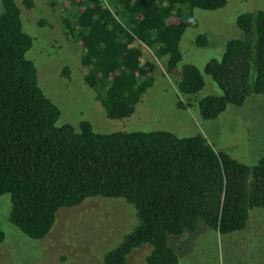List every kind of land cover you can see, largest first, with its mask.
Masks as SVG:
<instances>
[{"label":"trees","instance_id":"trees-1","mask_svg":"<svg viewBox=\"0 0 264 264\" xmlns=\"http://www.w3.org/2000/svg\"><path fill=\"white\" fill-rule=\"evenodd\" d=\"M226 0H49L65 36L76 42L83 83L109 119L129 116L153 81L155 62L140 61L137 44L152 49L164 68L180 60L178 42L196 26L193 8L213 10ZM15 0H0V196L8 195L7 221L31 239L43 238L56 211L87 197L121 198L137 224L99 264H125L145 244L144 264H178L167 236L193 231L198 222L219 235L241 230L250 209L264 208V156L247 166L214 151L196 132L167 130L99 133L86 121L57 124L59 109L37 85L25 52L32 38L22 30ZM26 9L32 0H18ZM241 38L225 42L219 60L203 72L221 91L197 101L202 118H215L248 94L264 95V11L241 13ZM198 45L205 43L197 35ZM63 74H67L66 69ZM203 85L199 70L181 65L176 92ZM189 100L177 99V108ZM4 238L0 230V243Z\"/></svg>","mask_w":264,"mask_h":264},{"label":"rangeland","instance_id":"rangeland-1","mask_svg":"<svg viewBox=\"0 0 264 264\" xmlns=\"http://www.w3.org/2000/svg\"><path fill=\"white\" fill-rule=\"evenodd\" d=\"M15 1L22 30L32 38L25 56L35 66L37 85L59 109L57 124L68 123L76 128L80 121H86L99 133L167 130L189 136L199 132L214 151L225 152L249 167L264 156V95L248 94L240 105L227 104L215 118H202L197 107L200 98L221 94L203 72L204 64L212 58L220 59L227 40L242 37L236 17L264 11V0H226L213 10L193 8L196 26L185 28L181 34L180 60L167 72L163 60L157 59L150 47L137 44L140 61L155 62L153 81L131 114L121 119L106 118L94 91L83 83L79 48L65 36L58 10L49 0H32L27 9ZM201 34L205 43L198 45L195 37ZM184 63L194 65L203 79L202 87L193 94L175 89ZM177 99L189 100L190 105L177 108ZM8 209V195L3 194L0 264H99L103 254L137 224L133 207L123 199L94 196L75 206L59 208L48 233L31 239L7 221ZM167 242L178 256V264H264V208L250 209L239 231L221 236L198 222L191 232L183 231L178 237L168 235ZM148 251L145 244L132 249L125 264H144Z\"/></svg>","mask_w":264,"mask_h":264}]
</instances>
